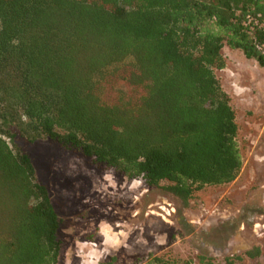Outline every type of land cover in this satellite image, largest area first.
Listing matches in <instances>:
<instances>
[{
	"label": "trees",
	"instance_id": "1",
	"mask_svg": "<svg viewBox=\"0 0 264 264\" xmlns=\"http://www.w3.org/2000/svg\"><path fill=\"white\" fill-rule=\"evenodd\" d=\"M262 42L264 0H0V264L61 254L60 219L16 137L146 187L165 181L183 204L235 180V112L214 71L224 45L264 64ZM259 256L254 246L224 260Z\"/></svg>",
	"mask_w": 264,
	"mask_h": 264
},
{
	"label": "rangeland",
	"instance_id": "2",
	"mask_svg": "<svg viewBox=\"0 0 264 264\" xmlns=\"http://www.w3.org/2000/svg\"><path fill=\"white\" fill-rule=\"evenodd\" d=\"M220 52L225 66L214 74L235 112L242 166L235 180L205 186L186 204L165 190V181L146 187L55 142L14 139L60 219L57 264H143L150 256L199 264L201 233L231 225L239 214L244 222L232 231L231 245L203 246L205 259L264 264V64L226 45ZM251 246L259 257L225 262Z\"/></svg>",
	"mask_w": 264,
	"mask_h": 264
},
{
	"label": "flooded vegetation",
	"instance_id": "3",
	"mask_svg": "<svg viewBox=\"0 0 264 264\" xmlns=\"http://www.w3.org/2000/svg\"><path fill=\"white\" fill-rule=\"evenodd\" d=\"M241 213V212H240ZM243 214H239L238 216V220L233 223H231V225H229L228 223H221V224H217L215 227L210 228L209 230L205 231L204 233H201V246L199 247V253H197V255H203L205 256V251H202L204 248L203 246H207V245H211L213 247H223L224 245H231V236H232V231L236 230V228L240 227V225H243L242 222L243 221ZM255 225V224H254ZM234 228V229H233ZM254 247V246H253ZM252 246L246 250L251 249ZM208 248H205V250ZM201 250V251H200ZM244 250V251H246ZM243 251V252H244ZM242 253V252H241ZM239 253V254H241Z\"/></svg>",
	"mask_w": 264,
	"mask_h": 264
},
{
	"label": "built area",
	"instance_id": "4",
	"mask_svg": "<svg viewBox=\"0 0 264 264\" xmlns=\"http://www.w3.org/2000/svg\"><path fill=\"white\" fill-rule=\"evenodd\" d=\"M258 17V16H257ZM251 18L249 17L248 18V21L250 20ZM256 50L258 51V53L260 54L261 58L264 60V42L262 43H259L256 45Z\"/></svg>",
	"mask_w": 264,
	"mask_h": 264
},
{
	"label": "bare ground",
	"instance_id": "5",
	"mask_svg": "<svg viewBox=\"0 0 264 264\" xmlns=\"http://www.w3.org/2000/svg\"><path fill=\"white\" fill-rule=\"evenodd\" d=\"M167 213V212H166Z\"/></svg>",
	"mask_w": 264,
	"mask_h": 264
}]
</instances>
